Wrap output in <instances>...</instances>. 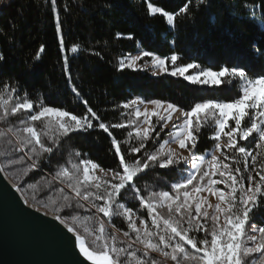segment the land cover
<instances>
[{"label": "snow or ice", "instance_id": "1", "mask_svg": "<svg viewBox=\"0 0 264 264\" xmlns=\"http://www.w3.org/2000/svg\"><path fill=\"white\" fill-rule=\"evenodd\" d=\"M197 3L202 8L211 7V0ZM148 11L159 14L172 27L176 26L177 17L192 15L188 2L176 12L149 3ZM56 32L63 48L58 17ZM43 51L41 46L40 52ZM71 51L77 52L78 46ZM146 57L150 64L139 63ZM4 60L0 54V63ZM118 66L121 71L150 67L153 76L166 74L190 85L219 87L225 81L230 85L235 81L238 94L229 101L195 102L187 110L158 99L148 104L132 99L119 106L127 112V121L108 124L87 100L82 101L86 112L78 116L43 101L34 103L27 94L21 96L18 87L6 84L0 93V123L6 125L0 130V139L5 140L11 154L7 150L0 152L6 158L0 172L27 159L30 163L22 172L26 177L40 168L45 154L50 157L63 138L102 130L111 138L116 167L103 168L77 151V159L58 167L48 180L50 187L62 186L58 189L61 200L53 202L52 211L74 237V241L68 239L73 253L78 252L75 264H264V225L254 222L257 214L264 213V69L251 74L242 66L214 70L201 63L184 62L175 52L160 56L148 50L124 56ZM72 91L80 97L76 87ZM141 104H145L143 110ZM149 104L153 106L151 110ZM176 113L179 116L174 121ZM158 125L160 130L156 131ZM169 125V138L159 142L160 133ZM206 126L212 128L209 138L215 142L210 158L196 152L199 135ZM124 128L129 129L127 139L120 141L112 129ZM150 141L158 145L154 150L148 149ZM242 141L255 147L243 145ZM122 143L127 145V155L132 160L126 158ZM185 152L186 156L182 154ZM16 153L23 155L15 158ZM181 164L190 166L187 174L178 167ZM157 168L175 170L179 178L171 183L170 190H153L145 195L137 181ZM218 185H223V189ZM14 187L22 191L19 182ZM127 193L133 194L139 207L146 210V218L120 202ZM209 197H214L216 203H211ZM62 204L91 209L95 215L83 221L72 215L69 222L60 215ZM113 217H122L127 224V230L121 233L123 240L115 234L119 228L112 233L106 230Z\"/></svg>", "mask_w": 264, "mask_h": 264}, {"label": "trees", "instance_id": "2", "mask_svg": "<svg viewBox=\"0 0 264 264\" xmlns=\"http://www.w3.org/2000/svg\"><path fill=\"white\" fill-rule=\"evenodd\" d=\"M186 2L191 5L192 15L177 17L175 27H169L162 16L148 11L149 3L176 12ZM57 17L63 31V48L56 32ZM41 46L43 52H40ZM74 46H78L75 53L71 51ZM143 50L160 56L175 52L184 62L201 63L214 70L242 66L250 70V74L257 73L264 69V0H211L210 8L198 6L197 0H0V54L5 57L0 63V93L6 84L16 86L21 96L27 94L34 103L43 101L78 116L86 112L82 101L87 100L108 124L127 121V112L119 106L132 99L139 98L145 104L158 99L187 110L195 102L229 101L238 94L235 81L231 85L225 81L219 87L198 86L166 74L151 77L140 70H119L121 58ZM37 53L39 59H36ZM73 87L80 92L79 98L73 93ZM5 127L0 123V130ZM159 130L158 125L156 131ZM128 131V128L112 129L120 141L127 139ZM211 134L210 126L202 129L197 155L214 150ZM165 139L168 133L163 131L159 142ZM44 140L48 143L47 137ZM240 143L255 147L248 142ZM156 146L150 141L148 149L154 150ZM121 147L126 158L132 160L133 157L127 155V145L122 143ZM6 150L11 154L5 140L0 139V152ZM77 151L103 168H114L118 163L111 150V138L102 130L94 129L63 138L50 157L45 154L40 168L26 177L22 172L30 163L27 159L6 168L4 173L14 185L19 182L20 192L28 203L54 214L53 202L61 200L58 189L62 186L50 187V174L69 160H76ZM22 155L16 153L15 158ZM5 159L0 156L1 167ZM243 163L241 158V168ZM178 167L187 174L184 164ZM178 178L175 170L157 168L149 170L137 184L147 195L153 190H170L171 183ZM29 184L35 187L30 188ZM223 187L220 185L221 189ZM120 202L146 218V210L139 207L133 194H125ZM62 206L60 215L66 216L69 222L72 215L80 217L81 221L95 215L94 210L75 204ZM254 222L257 226L264 225V213L257 214ZM248 227L250 229L251 225ZM115 228L120 229L115 234L123 240L121 233L127 230V224L122 217H113L106 230L112 233Z\"/></svg>", "mask_w": 264, "mask_h": 264}, {"label": "water", "instance_id": "3", "mask_svg": "<svg viewBox=\"0 0 264 264\" xmlns=\"http://www.w3.org/2000/svg\"><path fill=\"white\" fill-rule=\"evenodd\" d=\"M1 167V165H0ZM71 233L0 172V264H75Z\"/></svg>", "mask_w": 264, "mask_h": 264}, {"label": "rangeland", "instance_id": "4", "mask_svg": "<svg viewBox=\"0 0 264 264\" xmlns=\"http://www.w3.org/2000/svg\"><path fill=\"white\" fill-rule=\"evenodd\" d=\"M153 15V14H152ZM168 26L169 27H171L169 24H168ZM141 52V51H140ZM137 54H139V52H137V53H135V54H133V55H137ZM139 63H141V64H150V58L149 57H146V58H144V60H142V61H140ZM140 71H143V72H146L147 74H149L151 77H158V76H160V75H157V76H153V74H152V70L150 69V67L148 68V69H145V70H140ZM192 71H195V70H192ZM144 106H145V104H141V105H139V107L143 110V108H144ZM148 107H149V109L151 110V108L153 107L152 105H148ZM177 116H179V113H176V114H174V116H173V120L175 121L176 120V117ZM156 118L154 117L153 118V120H155ZM164 131H166L167 133H169L170 131H171V125H169V127H166V128H164ZM169 138V137H168ZM173 147H175V145H173ZM214 151V150H213ZM213 151H211V152H209V153H207L208 154V158H210V154L213 152ZM183 155H187V153L185 152V153H182ZM186 167H187V169H189V165L188 164H184ZM218 187H220V185H218ZM209 199H210V202L211 203H213V204H215L216 203V199L214 198V197H209ZM34 206V205H33ZM41 209V208H40ZM43 210V209H42ZM44 211V210H43ZM46 212V211H45ZM47 213H49V212H47ZM50 214H52V213H50ZM52 215H54V214H52ZM249 230H251V228L249 229Z\"/></svg>", "mask_w": 264, "mask_h": 264}]
</instances>
